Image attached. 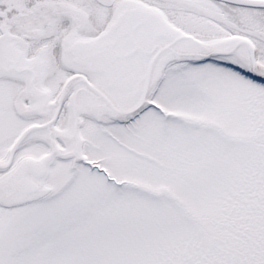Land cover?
<instances>
[{
    "label": "snow or ice",
    "instance_id": "snow-or-ice-1",
    "mask_svg": "<svg viewBox=\"0 0 264 264\" xmlns=\"http://www.w3.org/2000/svg\"><path fill=\"white\" fill-rule=\"evenodd\" d=\"M0 264H264V0H0Z\"/></svg>",
    "mask_w": 264,
    "mask_h": 264
}]
</instances>
